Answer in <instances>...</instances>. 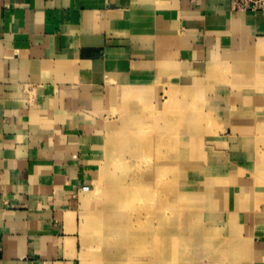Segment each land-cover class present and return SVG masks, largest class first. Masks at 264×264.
<instances>
[{"label": "crops", "instance_id": "0c3cea01", "mask_svg": "<svg viewBox=\"0 0 264 264\" xmlns=\"http://www.w3.org/2000/svg\"><path fill=\"white\" fill-rule=\"evenodd\" d=\"M192 80L214 113L202 167L226 201L211 215L235 225L217 243L226 264H264V12L0 0V264H81V186L121 99Z\"/></svg>", "mask_w": 264, "mask_h": 264}, {"label": "rangeland", "instance_id": "374dc122", "mask_svg": "<svg viewBox=\"0 0 264 264\" xmlns=\"http://www.w3.org/2000/svg\"><path fill=\"white\" fill-rule=\"evenodd\" d=\"M120 108L91 152L92 181L79 212L81 264L145 254H165L171 259L159 262L168 264H213L214 253L215 264H226L227 246L217 242L235 225L211 215L226 200L213 195L202 167V133L214 126V113L199 84L142 87Z\"/></svg>", "mask_w": 264, "mask_h": 264}, {"label": "built area", "instance_id": "2783aa9c", "mask_svg": "<svg viewBox=\"0 0 264 264\" xmlns=\"http://www.w3.org/2000/svg\"><path fill=\"white\" fill-rule=\"evenodd\" d=\"M230 9L233 11H262L264 0H229ZM81 190L87 191L88 185H82Z\"/></svg>", "mask_w": 264, "mask_h": 264}, {"label": "bare ground", "instance_id": "6f19581e", "mask_svg": "<svg viewBox=\"0 0 264 264\" xmlns=\"http://www.w3.org/2000/svg\"><path fill=\"white\" fill-rule=\"evenodd\" d=\"M99 223H100L101 226L103 225L102 222H99ZM105 223H107V222H105ZM105 223H104V226H105V228L107 230H108V228H112L111 227L112 225H108V224L105 225ZM107 254L108 253H105V256H107ZM142 257H146L147 258V255L146 254L142 255V256L134 255L131 260H129L128 258H122V260L116 258V259L110 260L109 264H137V263H133V261L135 259L138 260V261L140 260L139 264H145V263L146 264H168L166 261L165 262L164 261L159 262V259H171L170 257H167V255H165V254L164 255L157 254L156 256L152 254L151 257H148V258H151V259H145V258L143 259ZM152 259H153L154 262L151 261Z\"/></svg>", "mask_w": 264, "mask_h": 264}]
</instances>
